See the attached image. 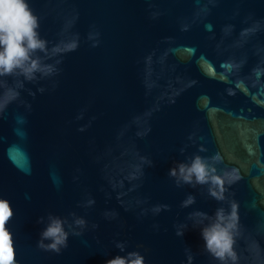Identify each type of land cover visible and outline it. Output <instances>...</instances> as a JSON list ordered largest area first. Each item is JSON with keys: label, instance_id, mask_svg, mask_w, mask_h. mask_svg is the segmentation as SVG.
I'll list each match as a JSON object with an SVG mask.
<instances>
[{"label": "water", "instance_id": "obj_1", "mask_svg": "<svg viewBox=\"0 0 264 264\" xmlns=\"http://www.w3.org/2000/svg\"><path fill=\"white\" fill-rule=\"evenodd\" d=\"M28 2L49 50H63L40 53L49 75L0 77V199L14 210L16 264L130 251L145 264H221L201 229L234 202L236 264H264V0ZM216 154L218 173L239 177L223 201L169 176ZM49 215L69 232L59 253L39 247Z\"/></svg>", "mask_w": 264, "mask_h": 264}, {"label": "clouds", "instance_id": "obj_2", "mask_svg": "<svg viewBox=\"0 0 264 264\" xmlns=\"http://www.w3.org/2000/svg\"><path fill=\"white\" fill-rule=\"evenodd\" d=\"M39 18L32 11L28 0H0V77H23L32 81L37 74L46 76L54 71L51 64L44 62L40 53L45 57L58 54L63 49L59 46L49 50L48 42L41 38L39 33ZM75 48V44L67 46ZM183 152L184 150L181 149ZM201 151H206L201 147ZM222 157L216 154L210 158L195 155L189 162H178L169 171V176L176 179L177 186L207 185L209 195L218 201L225 199L226 178L228 183L234 182L239 177L232 172L218 173L216 165ZM195 202L189 195L183 202V207H188ZM167 208L166 205L158 206L156 211ZM238 205L234 202L231 211L224 208L216 210L215 218L201 229V237L206 250L221 264H236L237 254L234 249L235 229L238 220ZM14 215V210L8 200L0 199V264H16L14 235L6 225ZM203 220H208L207 214L198 213ZM40 223L45 218H40ZM66 221L60 217L49 215L46 227L41 231L39 247L59 253L68 246L69 232L65 230ZM74 224L84 227L86 221L76 218ZM80 235V233H74ZM182 234V233H178ZM47 241V243H45ZM116 247L125 251L126 245L116 243ZM106 264H145L144 256L138 251L127 252L126 256H116Z\"/></svg>", "mask_w": 264, "mask_h": 264}, {"label": "snow or ice", "instance_id": "obj_3", "mask_svg": "<svg viewBox=\"0 0 264 264\" xmlns=\"http://www.w3.org/2000/svg\"><path fill=\"white\" fill-rule=\"evenodd\" d=\"M27 167V166H26Z\"/></svg>", "mask_w": 264, "mask_h": 264}]
</instances>
